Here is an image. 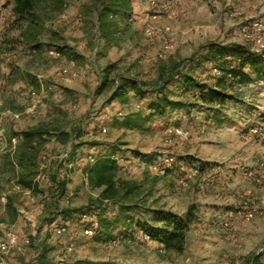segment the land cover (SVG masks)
Listing matches in <instances>:
<instances>
[{"label": "rangeland", "instance_id": "rangeland-1", "mask_svg": "<svg viewBox=\"0 0 264 264\" xmlns=\"http://www.w3.org/2000/svg\"><path fill=\"white\" fill-rule=\"evenodd\" d=\"M11 10L0 0V242L18 238L4 264H264V0H42L20 25ZM209 47L258 71L234 78L242 59L205 61ZM105 156L108 200L87 176ZM56 205H103L111 238ZM152 212L187 221L182 252L144 241Z\"/></svg>", "mask_w": 264, "mask_h": 264}, {"label": "trees", "instance_id": "trees-1", "mask_svg": "<svg viewBox=\"0 0 264 264\" xmlns=\"http://www.w3.org/2000/svg\"><path fill=\"white\" fill-rule=\"evenodd\" d=\"M6 1L12 7L11 12H12V16L14 19L13 20L14 23L17 25H20V24H26V23L32 22L34 21V19H36V14H35L36 6L42 0H6ZM34 48H38V47L34 46ZM208 49L210 50L208 52L209 57H207L205 61L213 60L215 62L216 58L224 55L223 51H228V55H231L232 57H235V58L239 57L242 59L237 68L230 69L227 72L228 75H231L234 78L245 79L247 77L246 74L242 71V69L245 66H249L255 72L258 71L259 66L256 63V60H254L253 57L250 56V54L248 53L240 52V54L237 55L236 53L238 51L231 52V50L228 48L226 50H219V49L214 50L213 47H209ZM197 87L199 88V98L201 99V101L205 103H212L215 101H219V99L223 97L221 93L217 92L213 88H206V86L204 85L202 86L198 85ZM39 134L40 132H25L23 133V137L25 138L26 143H28L30 139H32L34 136L39 135ZM23 160L28 162V166L26 169L30 170V165L34 163L35 156H32V155L27 156L26 153L23 154L22 158H19L18 165L22 167L26 166L27 162L24 163ZM113 167H114V162L111 156H105V157H101V160H98L96 165L92 166L90 169L87 170L88 171L87 176L89 178V181L92 184L95 183L94 186L99 187V188L102 186L105 187L102 193L100 194V196L103 198L102 200H108L110 198V194L112 192L111 185L113 184H111L112 182H110L111 181L110 177L108 180L106 179L105 175H106V172L112 169ZM27 175L28 176L26 177L34 176V174L31 171H29ZM30 179L31 178L24 179L23 177V179L20 180L19 183L25 189L36 190V188L32 184V180ZM93 181L95 182L93 183ZM64 187H65V183H60L61 189H60V193L58 194V198L60 196L62 197L65 194ZM102 206L103 205H100V206L91 205L88 208H81L80 210L79 209L73 210V209H62L61 207L56 205L55 207H58V208L56 212H54V214L60 215L65 220L71 218L73 214H78V213L85 215V216L94 215L93 217H95L96 223L97 221L99 223L97 231L100 230L102 232L101 234L102 237L107 241L109 238H111L110 229L112 228L111 226L112 221L104 218L103 215L107 214L108 210L105 207L102 208ZM123 207H126V206L116 203V206L113 207V210L115 211L116 216H115V219L113 218L112 220H117V218L118 220H121L119 218L121 217V215H123V212H124ZM114 211L112 212L113 214H114ZM54 217L52 216V218ZM54 220L55 218L53 219L51 223H53ZM151 221L157 224V226L146 224L145 222H141V223L137 222L135 224V228L142 234V237L143 235H146L149 239L148 242L158 245L164 251L175 252V253L182 252L184 243H185V233L188 228L187 221L171 213H163V212H152ZM114 222L115 223L113 224V229L115 227L117 229L118 222L116 221ZM86 228H87L86 230L91 229L90 225L88 226L86 225ZM39 260L41 263H43V257H40Z\"/></svg>", "mask_w": 264, "mask_h": 264}, {"label": "built area", "instance_id": "built-area-1", "mask_svg": "<svg viewBox=\"0 0 264 264\" xmlns=\"http://www.w3.org/2000/svg\"><path fill=\"white\" fill-rule=\"evenodd\" d=\"M261 27L264 29V24L261 25ZM1 121V117H0ZM171 165V164H170ZM161 173H164L162 170ZM66 232V227L65 226H55L53 228V233L56 235H62ZM85 235H92V229L85 230L84 231ZM8 242L2 243L0 242V264H4L3 256L9 252L11 248H13L17 243H18V238L16 235H9L8 236ZM144 241H149L148 237L146 235H143ZM29 244V240H19V250L22 248L21 246H26ZM36 264H43L41 262H37ZM62 264V263H59Z\"/></svg>", "mask_w": 264, "mask_h": 264}, {"label": "crops", "instance_id": "crops-1", "mask_svg": "<svg viewBox=\"0 0 264 264\" xmlns=\"http://www.w3.org/2000/svg\"><path fill=\"white\" fill-rule=\"evenodd\" d=\"M46 258H45V256H43V260H45Z\"/></svg>", "mask_w": 264, "mask_h": 264}]
</instances>
